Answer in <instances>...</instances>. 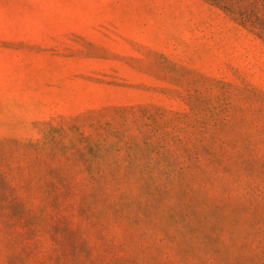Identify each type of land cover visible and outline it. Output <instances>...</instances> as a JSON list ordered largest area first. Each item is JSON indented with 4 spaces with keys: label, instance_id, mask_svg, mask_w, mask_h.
<instances>
[{
    "label": "rangeland",
    "instance_id": "374dc122",
    "mask_svg": "<svg viewBox=\"0 0 264 264\" xmlns=\"http://www.w3.org/2000/svg\"><path fill=\"white\" fill-rule=\"evenodd\" d=\"M0 264H264V0H0Z\"/></svg>",
    "mask_w": 264,
    "mask_h": 264
}]
</instances>
